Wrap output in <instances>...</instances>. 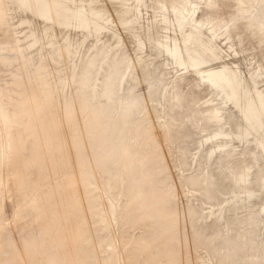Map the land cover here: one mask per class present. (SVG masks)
I'll return each mask as SVG.
<instances>
[{"label":"bare ground","instance_id":"obj_1","mask_svg":"<svg viewBox=\"0 0 264 264\" xmlns=\"http://www.w3.org/2000/svg\"><path fill=\"white\" fill-rule=\"evenodd\" d=\"M9 9L0 264H264V0H0V21ZM72 28L93 51L59 104L31 48Z\"/></svg>","mask_w":264,"mask_h":264},{"label":"rangeland","instance_id":"obj_2","mask_svg":"<svg viewBox=\"0 0 264 264\" xmlns=\"http://www.w3.org/2000/svg\"><path fill=\"white\" fill-rule=\"evenodd\" d=\"M11 9H9L8 11L9 12H11L10 11ZM14 11V10H13ZM10 14H12V12L11 13H9V16H7V17H5L4 19H2L1 21H0V24H3L2 26H4V27H7V28H11V24H12V21L13 22H15L14 20H16L15 18H14V15L16 14V13H14V14H12L13 16H11ZM19 15H21L22 16V14H23V16L24 17H27L28 15H29V13L27 12V13H25V12H19L18 13ZM27 15V16H26ZM9 17V19H7ZM10 17H12V18H10ZM16 17V16H15ZM14 19V20H13ZM8 20V21H7ZM10 20V21H9ZM17 21V20H16ZM9 22V23H8ZM24 23H21L20 24V26H19V24H15L17 27H19L18 29L20 30L19 31V34H20V32H22V34L21 35H25L26 36V34H28L27 32H31L32 31V25H31V23H28V25L29 26H27V23H26V26H25V24L23 25ZM45 24V25H44ZM11 25V26H10ZM30 25H31V27H30ZM21 26H23V27H21ZM39 26H41V27H43V26H46V23L44 22V23H40L39 24ZM12 29V28H11ZM25 29H27V30H25ZM74 29V30H73ZM21 30H23V31H21ZM27 31V32H26ZM55 31V32H54ZM71 31H73L72 33H71ZM71 31H70V33L69 34H71V36L68 38V40H67V38H66V33L65 32H62V33H60L61 34V36H60V34H56V30L54 29H50V31H48L47 33H45L44 34V37H46L45 39L46 40H52L53 39V45H48L47 47H49L51 50V54L50 53H48L46 56H45V54H43L45 51H46V49H45V51L44 50H42V51H40V47L38 46V44H36L35 46H33V48H31L33 51H31L32 53H31V55H32V58L34 57V61H37V59H38V61L36 62V63H34V64H32L33 66V69H35V70H37L38 71V73L40 74V76H42V78L43 79H45V81H46V83H48L47 84V89L51 92V94H52V97H53V99H55V97H56V99L55 100H57L58 101V103L59 104H62V103H66V101L67 100H65L64 101V99H65V97H77L79 94H80V87L79 86H77L78 84H77V82H75L74 83V81L72 80V79H70L71 78V75H70V73H71V70H72V68H73V66H74V63L76 64L77 62H81L82 60V58H83V56L84 57H87V55L90 53L91 54V52L93 51V49H92V46H91V44H92V41L90 40V39H88V41L86 40V42H85V45L84 44H82V45H77L76 43H77V40H78V43H79V40H80V34H81V31H78V29H76L75 30V28H72L71 29ZM77 31V32H76ZM64 33H65V35H64ZM56 35V36H55ZM62 35H64L63 37H65L66 39L64 40V38L62 37ZM75 35H77V36H74ZM82 35V34H81ZM54 36V38H55V40H54V38H52ZM49 37H50V39H49ZM60 37V38H59ZM72 37V38H71ZM48 38V39H47ZM62 38V39H61ZM76 40H75V39ZM79 38V39H78ZM59 39H61V40H63L62 42H61V40H59ZM72 40V41H71ZM74 40V41H73ZM55 41V42H54ZM57 41H58V43H57ZM66 41V42H65ZM112 41V40H111ZM110 41V42H111ZM74 42V43H73ZM76 42V43H75ZM55 43H57L55 46H54V44ZM61 43V44H60ZM89 43V44H88ZM60 44V45H59ZM74 44H75V46H74ZM100 44V43H99ZM150 44V43H149ZM37 46V47H36ZM64 46H65V48H64ZM70 46V47H69ZM71 46H72V48H71ZM152 45L150 44L149 45V47H151ZM55 47V48H54ZM74 47V48H73ZM78 47L79 48H81L82 47V49H83V51H82V49H78ZM89 47H90V50H89ZM48 48V49H49ZM54 48V49H53ZM61 48V49H60ZM35 49V50H34ZM77 49H78V51H77ZM4 50H6V52L9 50V49H6V48H3V50L2 51H4ZM38 50V51H37ZM61 52H60V51ZM66 50V51H65ZM76 50V51H75ZM44 51V52H43ZM55 51H57L56 53H55ZM70 53H69V52ZM80 51H81V53H80ZM86 53H85V52ZM34 52V53H33ZM39 52H41V53H39ZM43 52V53H42ZM60 52V53H59ZM65 52V53H64ZM72 52V53H71ZM78 53L79 52V55L77 54H74V53ZM88 52V53H87ZM38 53V54H37ZM52 53H53V56H52ZM55 53V54H54ZM67 54H69V55H67ZM89 54V55H90ZM36 55V56H35ZM40 55V56H39ZM45 56L44 57V59H43V56ZM72 55H74V56H72ZM75 55H76V57H75ZM80 55H82V56H80ZM88 55V56H89ZM39 56V57H38ZM50 56V57H49ZM49 57V58H48ZM58 57V58H57ZM162 57L163 56H159V58H158V60H163L164 59V57H163V59H162ZM41 58V59H40ZM75 58V59H74ZM36 59V60H35ZM51 59V60H50ZM69 59V60H68ZM72 59V60H71ZM74 59V60H73ZM80 59V61H78ZM52 60H53V62H52ZM38 62H39V64H38ZM41 62V63H40ZM47 62V63H46ZM52 62V63H51ZM60 62V63H59ZM71 62V63H70ZM54 63V64H53ZM44 64V65H43ZM61 64V65H60ZM67 64V65H66ZM73 64V65H72ZM40 65V66H39ZM66 65V66H65ZM69 65V66H68ZM71 65H72V67H71ZM154 65H155V63H153V65H152V67H154ZM42 67V68H41ZM46 67H48L47 69H46ZM62 67V68H61ZM66 67V68H65ZM56 69V70H55ZM61 69V70H60ZM45 70H46V72H45ZM70 70V71H69ZM58 71H59V73H58ZM65 71V72H64ZM68 71H69V73H68ZM44 72V73H43ZM42 73V74H41ZM56 73H57V75H56ZM64 73V74H63ZM59 74V75H58ZM69 74V75H68ZM50 76V77H49ZM165 76H167V78L165 77ZM60 77V78H59ZM163 78H164V80L165 81H167V79H168V77H170V75H163L162 76ZM54 78H55V80H56V82H54L55 80H54ZM64 78H65V81L64 82H62L63 80H64ZM48 79V80H47ZM51 79V80H50ZM72 80V81H71ZM68 81V82H67ZM152 81V82H151ZM57 82H58V84H57ZM62 82V84L61 85H59L60 83ZM66 82V83H65ZM70 82V83H69ZM74 84H73V83ZM150 82H151V84H153L154 82H153V80H150ZM149 82V83H150ZM63 83H65V84H63ZM72 83V84H71ZM50 84V85H49ZM57 84V86H55ZM77 84V85H76ZM62 85H63V88H62ZM68 86V87H67ZM58 87V88H57ZM67 87V88H66ZM62 90H61V89ZM66 88V89H65ZM71 88V89H70ZM78 88V89H77ZM55 89V90H54ZM69 89H70V94H69ZM65 90H67V92L65 91ZM77 90V91H76ZM75 91V92H74ZM56 92V93H55ZM64 92V93H63ZM58 93V94H57ZM67 96H66V95ZM55 95V96H54ZM60 95H63V96H60ZM64 95H65V97H64ZM63 98V99H62ZM64 103V104H65ZM115 105V104H114ZM145 117V116H144ZM148 122V121H147ZM145 124H146V126H145V130H144V132L141 134V136L139 137V141L141 142V145H143V144H145V143H148V142H150L155 136H156V133H155V129H153L152 127H151V125H149V124H147L146 122H145ZM149 125V126H148ZM152 128V129H150V128ZM147 133H148V136H147ZM150 134H152V135H150ZM145 136V137H144ZM152 136V137H151ZM143 137H144V139H143ZM142 139V140H141ZM145 141V142H144ZM169 143V144H168ZM170 144H171V146L173 147L174 146V144L172 145V143L171 142H169V141H166V146H167V148H172L171 146H170ZM139 146H141L140 144H138ZM87 150V149H86ZM55 172H53V174H52V178L51 179H53L54 181H58L59 179H60V177H59V173L58 172H56V173H58V174H54ZM169 175H171V174H169ZM168 175V176H169ZM58 176V177H57ZM57 177V178H56ZM171 180V177L169 176V178L167 179V183L168 184H166V182H165V187L163 188L164 190H168V189H172V184L173 183H171L172 181H170ZM169 180V181H168ZM47 184L46 185H44V187H48L49 188V186L51 185L49 182H46ZM171 186H170V185ZM169 187V188H168ZM22 195V194H21ZM20 195V196H21ZM13 200V199H12ZM15 201V200H14ZM131 230H134V228H131ZM137 231H138V229H137ZM200 251V250H199ZM203 251V250H202Z\"/></svg>","mask_w":264,"mask_h":264}]
</instances>
